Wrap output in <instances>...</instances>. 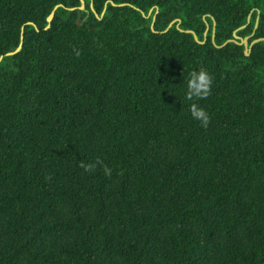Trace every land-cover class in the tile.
<instances>
[{"label": "trees", "instance_id": "obj_1", "mask_svg": "<svg viewBox=\"0 0 264 264\" xmlns=\"http://www.w3.org/2000/svg\"><path fill=\"white\" fill-rule=\"evenodd\" d=\"M84 2L0 0V264H264V0Z\"/></svg>", "mask_w": 264, "mask_h": 264}, {"label": "clouds", "instance_id": "obj_2", "mask_svg": "<svg viewBox=\"0 0 264 264\" xmlns=\"http://www.w3.org/2000/svg\"><path fill=\"white\" fill-rule=\"evenodd\" d=\"M212 83V76L206 69L201 68L199 70L191 71L187 79V91L185 93L186 99L193 100L194 98H206L211 92ZM190 114L195 121H198L201 124V126L206 127L208 125L210 117L203 107L196 103L191 104ZM80 167L84 168L85 171H91L94 168V165L82 163Z\"/></svg>", "mask_w": 264, "mask_h": 264}, {"label": "water", "instance_id": "obj_3", "mask_svg": "<svg viewBox=\"0 0 264 264\" xmlns=\"http://www.w3.org/2000/svg\"><path fill=\"white\" fill-rule=\"evenodd\" d=\"M56 8H57V6H56ZM56 8H55V9H56ZM80 8H81V9H84V8H85V2H84V0H82V5L80 6ZM55 9L53 10V12H52V13L48 16V18H47V20H48V22H49V25H50V22L52 21V19H53V17H54V11H55ZM258 18H259V16L257 17L256 26H257V23H258ZM154 19H155V17H154ZM249 19H250V16L248 17V22H249ZM49 25H48L47 27H49ZM245 26H246V25H243L242 28H244ZM256 26H255V27H256ZM190 32H191V31H190ZM234 37H235V39L228 40L227 42H229V41H235V42H238V43H239V41H237V39H239L240 37H239L237 34H235ZM195 38H196L197 40H199V39L197 38L196 35H195ZM247 38H248V37L242 39V41H241V43L245 45V53H246V54H249V52H250V50H251V47H252V44H254V43L257 42V41L264 40V38H258V39L253 40V41L251 42V44L248 45ZM20 47H21V46H19L15 51L10 52V53H8V54H12V53H14V52H17V51L20 49ZM1 58H2V57H0V60H1Z\"/></svg>", "mask_w": 264, "mask_h": 264}]
</instances>
